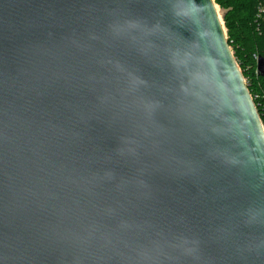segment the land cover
I'll return each mask as SVG.
<instances>
[{
  "label": "water",
  "instance_id": "water-1",
  "mask_svg": "<svg viewBox=\"0 0 264 264\" xmlns=\"http://www.w3.org/2000/svg\"><path fill=\"white\" fill-rule=\"evenodd\" d=\"M0 264H264V128L213 0H0Z\"/></svg>",
  "mask_w": 264,
  "mask_h": 264
},
{
  "label": "trees",
  "instance_id": "trees-1",
  "mask_svg": "<svg viewBox=\"0 0 264 264\" xmlns=\"http://www.w3.org/2000/svg\"><path fill=\"white\" fill-rule=\"evenodd\" d=\"M223 12L226 37L264 127V79L255 59L264 58V0H213Z\"/></svg>",
  "mask_w": 264,
  "mask_h": 264
},
{
  "label": "rangeland",
  "instance_id": "rangeland-1",
  "mask_svg": "<svg viewBox=\"0 0 264 264\" xmlns=\"http://www.w3.org/2000/svg\"><path fill=\"white\" fill-rule=\"evenodd\" d=\"M217 7V6H216ZM217 10H218V14H219V16H220V18H221V20H222V14H223V12L222 11H220V9L217 7ZM222 22H223V20H222Z\"/></svg>",
  "mask_w": 264,
  "mask_h": 264
},
{
  "label": "built area",
  "instance_id": "built-area-1",
  "mask_svg": "<svg viewBox=\"0 0 264 264\" xmlns=\"http://www.w3.org/2000/svg\"><path fill=\"white\" fill-rule=\"evenodd\" d=\"M252 98V97H251ZM253 100V99H252ZM263 126V125H262ZM264 128V127H263Z\"/></svg>",
  "mask_w": 264,
  "mask_h": 264
},
{
  "label": "bare ground",
  "instance_id": "bare-ground-1",
  "mask_svg": "<svg viewBox=\"0 0 264 264\" xmlns=\"http://www.w3.org/2000/svg\"><path fill=\"white\" fill-rule=\"evenodd\" d=\"M216 9H217V7H216Z\"/></svg>",
  "mask_w": 264,
  "mask_h": 264
}]
</instances>
